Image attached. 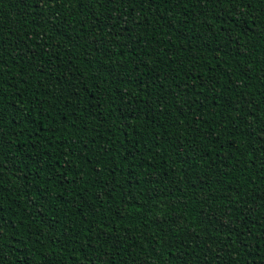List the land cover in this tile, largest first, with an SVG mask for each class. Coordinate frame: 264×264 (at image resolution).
Returning a JSON list of instances; mask_svg holds the SVG:
<instances>
[{"label":"trees","instance_id":"trees-1","mask_svg":"<svg viewBox=\"0 0 264 264\" xmlns=\"http://www.w3.org/2000/svg\"><path fill=\"white\" fill-rule=\"evenodd\" d=\"M0 264H264V0H0Z\"/></svg>","mask_w":264,"mask_h":264}]
</instances>
